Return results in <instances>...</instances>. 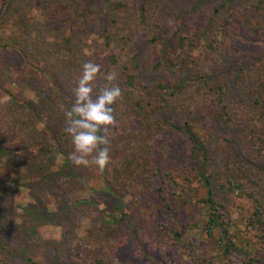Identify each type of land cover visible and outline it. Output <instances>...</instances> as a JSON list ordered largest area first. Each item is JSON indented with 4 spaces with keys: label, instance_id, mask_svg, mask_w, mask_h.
Returning <instances> with one entry per match:
<instances>
[{
    "label": "rangeland",
    "instance_id": "374dc122",
    "mask_svg": "<svg viewBox=\"0 0 264 264\" xmlns=\"http://www.w3.org/2000/svg\"><path fill=\"white\" fill-rule=\"evenodd\" d=\"M4 1L0 0V11ZM112 1H120L122 7L113 9L109 0H15L6 14H0V144L20 136L19 144L29 145V155L38 151L44 156V150L51 149L52 164L48 171L58 168L63 162L62 149H57L47 130L49 126L53 130L55 127L54 134L63 135V147L74 150L65 131L64 110L75 102L74 88L82 74V65L91 61L102 69L111 52L117 54L121 65L137 75L136 92L145 102L150 100L153 106L163 102L175 106L174 110L167 109L169 117L196 119L202 115L206 96L202 83L192 74H198L199 70L207 73L225 70L222 79L231 120L215 124L207 121L208 125L203 121L204 130L214 143L218 158H227V149L231 150L232 164L241 169L233 173L243 176V188L255 189L258 197L264 199V0ZM105 29L109 32V42L104 39ZM178 35L186 36L185 50H189L192 62L199 65L191 62L185 65L181 61L169 70L153 71L151 60L162 40L171 37L176 41ZM190 35L193 41L189 40ZM206 41L217 48L214 54L205 45ZM19 45L27 49L23 52ZM183 45H177L181 56ZM134 54H137L136 64L131 60ZM113 70L117 74L120 71L114 66L108 72L101 70L93 83L94 92L97 85L102 88L108 84L104 77ZM161 80L170 87H154ZM114 83L119 84V79ZM1 87L15 95L14 101L10 102ZM48 92L60 115L51 114V108L40 107V97ZM22 99L38 108V113L25 108ZM124 102L126 98L121 96L115 104L116 125L109 126L111 160L106 167V175L114 176L115 185L123 188L119 190L122 201L101 191L104 177L94 164L90 166V174H84L85 181L56 173L52 188L44 190L33 185L32 178L39 175L37 172L29 175L30 166L23 159L26 156L15 153L0 156V227L7 242L13 248L22 243L27 245L28 251L36 254L42 264H70L67 261L72 260L67 258V252L76 249L80 250L83 261L89 263L109 250L113 264H193V254L205 258L209 254L213 261L223 264H264V245L258 232L244 225L251 201L237 191H224L216 186L225 168L216 159L213 161L217 168L216 196L227 210L230 230L238 234L235 241L239 249L221 255L212 238L196 227L185 225V218H191L188 213L184 211L174 218L163 209L153 194L159 182L155 174L158 168L164 170L172 162H181L185 141L159 123L153 125L147 113L140 115L141 125H136L123 111ZM11 157L15 159L10 161ZM131 160L133 163L126 168ZM39 201L49 209L50 202L60 201L70 207L48 217H38L18 206L32 203L37 204L36 209ZM194 202L197 213L202 205L195 198ZM122 208L131 219H140L137 227L161 230L165 234L163 243L150 240L144 252L125 235L123 222H103V211L116 214ZM175 219L183 228L180 241L166 230ZM49 245L57 247L55 254L47 248ZM251 256L255 259L251 260Z\"/></svg>",
    "mask_w": 264,
    "mask_h": 264
},
{
    "label": "trees",
    "instance_id": "16d2710c",
    "mask_svg": "<svg viewBox=\"0 0 264 264\" xmlns=\"http://www.w3.org/2000/svg\"><path fill=\"white\" fill-rule=\"evenodd\" d=\"M15 0H5L4 6L2 7L0 14H6V11L11 6L12 2ZM262 1V0H261ZM110 5L113 9H117V7H122L120 1H112L109 0ZM113 4V5H112ZM144 5L143 3L141 4ZM59 18H63L62 15ZM228 22L227 19L224 20ZM105 29L103 31L104 39L106 42H109V32ZM197 36V35H196ZM186 36L178 35L176 41L173 38L169 37L167 39H163L160 43L159 49L151 60V68L153 71L158 72L164 70H169V68H174L175 66L180 65L182 62L185 65L188 62H192L191 54H189V50L183 45L185 43ZM189 40H192V36L190 35ZM212 41L211 39H209ZM208 47L209 51L214 54L216 52L215 46L211 42H204ZM1 44V42H0ZM183 45V53L181 56L177 53V45ZM8 46V44H6ZM23 52L27 47L23 45L18 46ZM21 51V53H22ZM137 54L131 56V60L137 63ZM108 62L102 66L103 72H108L112 66L119 68L118 79L119 84L122 90V96H125L126 101L124 102L123 111L126 116L132 117L135 120L136 125H141L142 119L140 117L141 114L147 113L148 120L153 124H160L162 128H167L169 131L179 135L185 141L183 148V155L181 156L182 160L180 163L172 162L168 168L164 170L158 168L155 175L159 176L158 185L153 188L154 198L158 201L159 204L163 206L165 211L171 212L174 218L180 217L185 211L188 213L191 218H185V225H188L189 228L196 227L198 228L207 238H212L216 244L218 245L221 255L227 256L231 252H233L238 248V244L235 241V238L238 237V234L230 230L231 223L226 217L227 210L222 203V201L216 196L215 191V173L217 172V168H214V159H216L220 165L223 164L225 166L223 170L222 176H220V181H218L216 186H220V190L224 189V191H237L239 195L244 196L245 198L251 201V210H249V214L244 216L247 218L246 225L247 229H255L256 233L258 232L259 241L264 245V199L258 197V193L255 189L246 190L244 187L245 180L242 175L235 176V172H239L241 169H236L232 164V158H230L229 154L231 153L230 149L227 158L223 156H216V152L213 148L214 143H212L207 137L203 121L208 125L207 121L210 124H215L216 122H229L231 120V112L228 109V101H227V91L225 90V85L222 79V73L225 71H216L213 73L201 72V70L197 73H193V77L197 79L200 83H202V89H204V94L206 96V102L204 105V112L202 115L198 116L196 119L193 118H181L179 116H170L166 114L167 109H175V106L163 102L159 103L156 106L150 105L151 101L147 100L145 102L143 96L136 92L137 90V75L134 72L128 70V66L121 65L119 58L116 53L111 52L108 57ZM182 59V60H181ZM182 61V62H181ZM121 65L120 67H118ZM195 65H199L195 63ZM194 65V66H195ZM239 70V69H237ZM236 70V71H237ZM121 72V74H120ZM237 73V72H236ZM237 76V75H236ZM187 77V75H185ZM117 81V80H116ZM181 80H178L180 83ZM164 81H158L154 84V87L157 89H168L170 87L169 83L165 85ZM195 83V82H194ZM116 84V83H115ZM119 84H117L119 86ZM143 87H148L147 85H143ZM97 90L93 93L97 94L101 85L96 86ZM123 88V89H122ZM172 90H175L174 87ZM1 90L8 96L11 101H14L15 95L8 89L1 87ZM40 107L44 110V108H51V114L54 112H58L61 114L52 104V99L49 96V92L46 96H42ZM163 99V98H162ZM23 106L25 108L31 110V113H38V108L34 109V106L28 100L22 99ZM117 102V101H116ZM116 104V103H115ZM115 104L112 105L115 108ZM203 118V120H202ZM57 119V116H56ZM200 121V124L198 123ZM117 127V126H116ZM137 130L135 127L134 132ZM48 134L50 137L55 139L57 149H62L61 153L63 155V162L58 168H53L51 171H48V168L51 166V156L50 152L52 150L45 149V155L43 156L40 152L37 151L36 154H28L29 145L23 144L22 146L19 144L21 137L17 136L14 138H8L6 144H0V156H6L7 154H18L19 156H26V163L29 164V175L32 176L36 172L38 173L34 180L33 185L35 184V188H40L44 190H50L51 182L54 180V176L57 173L61 177H76L85 181L84 174H90V166H76L71 159L69 158V154L74 150L66 149L63 147V135L59 133H55L56 128L54 130L51 126L48 128ZM103 131V130H102ZM102 133V132H101ZM123 134V132H122ZM13 141V143H12ZM227 146H229L226 143ZM63 147V148H62ZM71 151V152H70ZM49 152V153H48ZM15 158L11 157L10 161ZM16 161V160H15ZM14 161V162H15ZM14 162H9L10 165H14ZM18 163V162H17ZM126 168H129L133 163V160L128 162ZM54 166V165H52ZM223 166V167H224ZM233 168H235L233 170ZM116 172L118 169L115 170ZM234 172V173H233ZM107 168L103 171V187L101 189L102 192H109L114 197H116L120 202L122 201V196L119 193L122 187H118L115 185L116 181L114 176L112 178L108 175ZM26 177V176H25ZM88 177V176H87ZM127 177V175H126ZM89 178V177H88ZM129 178V177H128ZM139 184V183H138ZM27 185V184H25ZM194 198L197 202L201 203V209L199 212H195L196 204L194 202ZM70 203V202H68ZM39 208H36L37 204L32 203H23L18 204L19 207H22L25 213L36 214L38 217H48L49 214H57V212L65 210L70 207V205L65 204L64 202L58 203H49L50 209L46 207L44 203L41 205L39 201ZM42 207V208H41ZM119 207H117L118 209ZM247 210V209H246ZM120 213L102 212V220L104 223H109L110 220L112 222H123L126 226L125 235L128 238L136 241L145 252V245L150 240L151 243L154 240H158L163 243V239H165V234L156 228L155 230H149L144 228L137 227L140 219H131L129 214L125 208L119 209ZM26 220V219H25ZM138 224V225H137ZM137 225V226H136ZM103 227V230L106 228ZM238 226V225H237ZM167 232L170 233L176 240L180 241L183 236V228L180 225L178 219H175V223H170L166 228ZM3 228L0 227V264H42V262L37 259L36 254L30 253L28 251V246L25 244H20L18 247L9 244L7 242L6 236H4ZM47 248L55 254L57 252V247L55 245H49ZM109 250H106L104 254L95 257L92 263L84 262L83 256L80 250L76 249L68 251L67 258L70 257L72 261H67L66 259H59L60 261H67L70 264H113L111 261L110 255L107 253ZM156 257L153 252V259ZM251 260L255 259V256L250 257ZM191 260L193 264H223L222 262H216L211 259V255L207 254L206 258L203 255L193 254L191 256ZM60 264H64L61 263Z\"/></svg>",
    "mask_w": 264,
    "mask_h": 264
},
{
    "label": "clouds",
    "instance_id": "9594fccd",
    "mask_svg": "<svg viewBox=\"0 0 264 264\" xmlns=\"http://www.w3.org/2000/svg\"><path fill=\"white\" fill-rule=\"evenodd\" d=\"M82 69L74 88L75 102L64 110L65 131L74 146L69 158L76 166L94 164L103 173L111 160L109 126L116 125L112 105L122 96V90L114 83L118 74L113 70L104 77L108 84L94 96L93 83L101 73V66L88 61Z\"/></svg>",
    "mask_w": 264,
    "mask_h": 264
}]
</instances>
